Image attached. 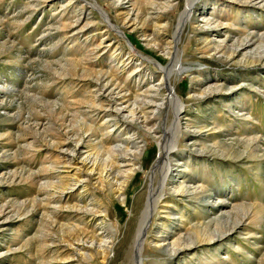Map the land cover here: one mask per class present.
<instances>
[{
	"label": "rangeland",
	"instance_id": "obj_1",
	"mask_svg": "<svg viewBox=\"0 0 264 264\" xmlns=\"http://www.w3.org/2000/svg\"><path fill=\"white\" fill-rule=\"evenodd\" d=\"M86 1L90 4L84 0H0V264H127L130 255L148 195L150 180L146 172H139L134 185L126 188L125 206L110 191L94 190L95 180L86 190L76 184L59 194L49 188V180L58 178L63 184H73L75 171L73 167L51 169L49 165L61 149L73 143L58 149L52 146V137L63 134V129L68 134L77 131L84 119L94 131H82L81 153L83 157L93 155L91 160L100 141H134L132 130L124 129L122 121H107L110 111L90 117L91 110L84 103L96 95V89L92 88L94 79L83 72H91L92 65L95 72L100 66L105 72L114 65L110 59L112 45L125 58L128 44H132L147 59L138 61L137 55L117 72V87L124 90L116 98L118 104L129 106L136 95L159 101L160 96L144 94L159 78L155 64H167L164 55L153 47L152 38L157 32L163 45L170 43L187 0H172L173 8L163 11L144 6L141 0ZM205 5L211 15L223 14L226 19L204 26L201 15ZM138 9H142V20L136 26L121 21L116 12H133L135 16ZM147 13L154 22V13L160 20L155 24L145 21ZM106 19L118 30L107 28ZM242 26L251 37L254 30L258 36L264 34L261 0H251V4L196 0L179 35L180 64L187 70L173 74L170 83L183 104L177 117L183 135L172 153L167 178L174 183L200 184L205 193L200 199L171 191L165 194L167 202L159 205L162 210L148 222L143 251L148 264H264V60H254L259 54L258 44L230 58L216 51L222 43L230 50L242 42ZM255 40L253 37L252 42ZM101 41L96 56L84 57L90 45ZM75 58L84 65L76 74L68 65ZM136 68L140 71L133 73ZM139 79L142 81L137 84ZM122 96L125 98L120 99ZM163 116L148 123V127L157 123L160 136L169 125ZM106 132V136L112 135L107 141ZM151 136L146 130H138L134 136L138 142L143 141L146 169L152 168L158 156L156 139ZM251 139L255 143L247 144ZM97 161L101 163L99 157ZM120 166L127 169V165ZM171 182L166 189L172 187ZM51 193L62 195L60 209L46 205ZM96 203L107 209V228L118 230L110 259L105 263L98 257L79 262L76 257L60 260L61 256L68 257L66 250L73 251L82 243L68 247L67 239L60 241L61 225L71 226L74 238L83 241H90L92 234L105 233L97 225L99 221L91 225L83 209ZM178 236L191 243L179 255H169L164 247L151 243L157 238L169 237L172 241Z\"/></svg>",
	"mask_w": 264,
	"mask_h": 264
},
{
	"label": "bare ground",
	"instance_id": "obj_2",
	"mask_svg": "<svg viewBox=\"0 0 264 264\" xmlns=\"http://www.w3.org/2000/svg\"><path fill=\"white\" fill-rule=\"evenodd\" d=\"M84 1L86 2V4H90L88 1L86 0ZM141 1H143L144 6L146 5L152 9L154 8V10L159 9L163 11L173 8L172 0H141ZM195 1L196 0H187L183 12L180 13L178 24L174 32V35L172 37V40L166 46L161 43L160 41L161 39L160 40L158 39L159 36L156 35L157 32L155 31L156 29H154L153 26V31H155L156 33H154L155 37L152 38V41L155 43V46L153 45L152 46L158 49L167 59L166 66L160 64L159 61L155 64L160 71V74L158 75L159 78L156 81V83L151 84L148 90L144 91V94L146 96L147 94H154L155 96H160V100L157 101L156 103L155 101H153L148 97H140L139 95H136L135 99L131 102L129 106L125 105V107H121V104H118L119 101L116 98L118 94L124 92V90L117 87L118 85L117 72L123 70L125 64L127 66V64L133 61L135 59V56L137 55L139 56L138 61L147 59L143 55L139 54L138 50L132 44H128L129 48L127 49V56L125 58L120 53V49L112 45L111 48L112 52H110L111 53L110 59L112 60L111 62L114 61V65L112 67L108 66V70L106 69L105 72L102 71L101 69L103 66H100L98 71L95 72V70L93 69L94 65L92 66L89 65L90 69L92 70L91 72L87 73L85 70L83 72V74H85L84 76L91 77L94 79V85L92 88L96 89L95 92L96 95L92 99L84 103L91 110L90 113H92V115H90V117L95 116L97 118V116H99L100 111H106V110L110 111L109 115L106 118L107 121H112L115 124L119 123V121H122L123 123L122 126L125 125L124 129L126 130L130 129L133 132L130 135V137L133 138L134 140L132 143L127 144V140H124V143L122 144H117V143L107 144L104 143L103 141H100L98 144H95L94 146L95 157L93 160L90 159L93 155H89V156L86 155L83 157L81 153L82 146H80V144L82 143L81 133L84 130H85V134L92 133L94 131L92 125L90 123L86 124V122H84L85 121L84 119L81 122L82 126L78 127V129L76 128L77 131H72L71 133H69L71 134V136L68 134L66 130H65L66 132H64L63 129V134H60L59 132L58 134H55L52 137L53 140L52 146L58 149L61 148V145L67 142L69 144L73 143V145L70 146V148L61 149L60 154H56L55 159L49 165L51 169H56L58 168L57 166H62L63 168L73 167L75 171V174L71 176L73 184H68V183L63 184L62 182H60L58 178L55 179V181L49 180L48 183L49 188L54 191H58L59 194H63L64 191L73 188L74 186H76V184H82L83 187L82 189L86 190L89 183L92 180H95V183L93 184L94 190L98 192H103V191L105 192L107 190L110 191L114 196H116V199L120 202V204L125 206L127 203L126 188H130L134 185L135 180L139 175V172L142 173L146 172L147 174L146 178L150 180L149 188L147 189L148 195L145 200L142 211L139 215L136 234L134 236L132 245L129 249L128 254L130 255L127 257L128 258L127 264H148L147 262H144V257H143V251L145 249V246L147 245L146 237H147V232L149 230L148 222H151V219L157 215L160 209L162 210L163 207L159 205L167 202L164 200V196L166 193L171 191L177 194L178 193L189 194L192 197H197V199H200L201 196L203 197V194L205 193L203 189L204 186L202 187L200 184L195 185V183L190 184L185 181H178L177 183H174L171 182L169 178H167V174L171 165L170 161L173 158L172 153L176 149L175 147L177 142L183 135L181 123L177 119V117L180 115L181 110L183 109V104L182 101L176 96L170 81L173 74L182 73L187 70V68H185L183 65L180 64L178 43L180 40L179 35L182 32L183 28L185 27L186 22L189 20L190 15L192 14V9ZM239 1L243 3L251 4V0H239ZM115 2L117 3L118 0H116ZM161 2H163L162 6L160 5ZM261 2L264 3V0H261ZM138 5L139 4H137L136 7H138ZM91 6L95 7V5L93 4H91ZM213 9H215V6L213 7ZM144 10L145 9H143V11ZM203 10L204 11L202 12L201 17H202L203 25L206 27L212 24H221V22H223L226 19L223 14H221L220 17L217 14L216 16L211 15L207 11L209 10V8H207L206 5ZM140 11L142 12V9H138V11H136L138 12V14L135 13L136 14L135 16L131 15V13L133 12H127L126 14H124L121 10H117L116 12L119 15H121L120 18L121 21L124 22L128 21V23L129 22L135 23L136 26L138 20L140 21L142 20L140 19L141 17L139 15ZM154 14L153 16H155L154 18L156 19L155 22L151 20L152 18L148 13L144 14V20L150 21V23L152 24L157 23V20L158 21L160 20L159 17L160 15L158 16L156 15V13ZM76 22H78V20H76ZM147 24L149 23L147 22ZM106 25H107L106 27L109 29L115 28V30H118L117 27H115L109 21V19H106ZM65 27L67 26H64V28ZM244 28L245 27L242 26V31L240 30L241 36L243 37L242 42L240 43L238 42L234 46L232 45L233 47L230 50L227 48L225 44L222 43L216 47V51L218 50V53L219 51L220 53L223 52L222 54H224L226 58H230L241 53L245 49L252 47V45L258 44L257 46H259L258 49L259 54L254 60L256 61L261 59L264 60V45H263L264 34L258 36L257 34L258 32L254 30V32L252 33L254 35L251 37L250 35H246V31H244ZM142 34H143L142 36L144 37L145 33L142 32ZM253 37L256 38L258 42L257 40L252 42ZM149 42L152 44L151 41ZM149 42L147 41L148 44H150ZM101 43L102 41L94 46L89 44L90 48L86 51L87 55H85L84 57L88 58L91 55L94 56L96 54L97 48L101 45ZM107 46H109V44L106 45V47ZM254 55L256 56V52ZM81 64H82L81 61L78 60L77 58H75L72 61L70 60V62L68 63V65L71 67L69 68L70 71L74 72L75 74L77 73L78 67H80ZM49 67L50 66L48 65L46 66V68L48 69ZM137 68L132 72L134 73L140 71ZM141 81L142 80L139 79L136 83L140 84ZM115 89H120V90L118 92H115ZM99 94H101L102 96H100ZM123 98L125 97L122 96V98L120 99ZM165 101L166 104H164ZM163 114H164L163 118L166 121H169V125L166 127L164 134L160 136L159 132L156 133L157 123H155L151 127H148L149 126L148 123H150L152 119H158L162 117ZM138 130H146L148 135H152L151 138L153 140L156 139V142H154V144L157 147L158 156L151 169H146L145 167V165L147 164L145 160L147 153L145 152L144 146L142 145L143 141L138 142L137 138L134 137L135 134H137ZM106 135L107 132L105 133V137H106L105 141L109 140V138L112 136V135H108V136ZM71 137L72 140L70 139ZM253 142L255 143V139L249 140L247 144H251ZM150 147H152V145L149 146L147 150H149ZM98 157L101 160L100 164L97 161ZM89 163L90 166H88ZM120 165H127L126 166L127 169L122 170L120 168L121 167ZM82 174L85 175L81 176ZM94 176H96V179L93 178ZM168 182H171L173 185H171L172 186L171 188L169 187V189L168 188L166 189V185ZM61 196L62 195H60V197H55V193L48 194L46 198L47 200L45 201L46 205L53 204L54 206L57 207V209H60L61 208L60 203L63 199V197ZM87 206L84 207L83 209L86 210L87 214L85 215L89 217V222H91L92 225L94 222L99 221L100 223H97V225L100 224L102 226V230H105V233L97 234V235L92 234L90 241L88 239L83 241L82 239L80 240L78 238H74L73 236L74 232L70 231L73 230L70 229L71 226L61 225L59 229L62 232V235L60 236V241H64L67 239L66 245L68 247H72V243H76V242L77 243L82 242V243L80 244L79 247L74 248L73 251L66 250L65 253L68 254V257L61 256L59 258L60 260L74 259L76 257V261L79 262V259L84 261H90L94 259V257H98L101 263H105L110 259L111 251H113V246L117 239L118 230H116L115 232V229L111 230L107 228V221H106V217L108 216L107 209L103 208L102 203H96L95 205L90 204L89 206L91 207H87ZM75 208L78 209L77 207ZM1 214H3L2 211H0V215ZM166 214L169 216H173V214L169 212H166ZM96 217L98 219H96ZM168 238L169 237H164L162 239L157 238L156 240H152L155 239V237H152L151 243H153L155 246L164 247L165 249L164 251L168 252L169 255H179L180 251L183 248H189L191 245V243L187 239H183L182 236H178L172 241H168L169 240ZM52 243L54 242L52 241Z\"/></svg>",
	"mask_w": 264,
	"mask_h": 264
}]
</instances>
